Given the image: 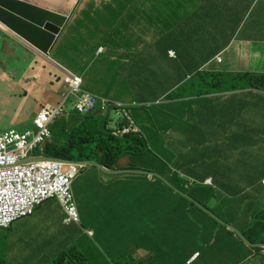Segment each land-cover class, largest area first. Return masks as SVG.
<instances>
[{
  "label": "crops",
  "instance_id": "1",
  "mask_svg": "<svg viewBox=\"0 0 264 264\" xmlns=\"http://www.w3.org/2000/svg\"><path fill=\"white\" fill-rule=\"evenodd\" d=\"M86 1H84V4ZM107 1L105 3L104 0L97 1L96 7H101ZM128 2L133 3L131 11L124 9L123 12L128 24L122 25L121 32L117 34L118 38L107 40V45H101L100 41L104 40L103 35L108 34L112 30L113 25H79L76 27L73 35L75 44L79 46V51L75 53L76 59L79 61L86 59L84 54L96 44V57L106 56L110 62L120 60L122 65L125 66L129 60L130 48H128L127 44H130V38H135L133 47L136 50L134 49V51H139L145 45L147 34L150 35L147 31L148 25H145V23L157 26L166 22L164 25H169L168 22L171 19L173 20V41L179 44L180 51L177 52L174 47H169V49L175 51L176 55L180 54L179 60L206 62L210 60L213 54L221 52L225 60L229 61L233 55L231 48L234 47L235 49V46H237L241 57L235 55L234 62H258L257 58L260 53L257 47L264 46L263 41H257L259 37L264 39V34H259L258 31H260V28L264 30V26L258 27L254 25L253 28L251 27V31L248 34L253 37L238 38L233 33L229 43L226 35L233 29L232 23H229L227 29L224 26L227 17L230 18L232 16L233 22L235 21V10L238 13L255 14L258 13V6H261L264 10V0H149L148 3H139V0H128ZM202 13L221 19L220 25H199L198 27L196 25L199 21L197 17ZM181 15L186 16L181 17ZM191 27L192 29H190ZM67 28L66 30H68ZM66 30L58 41L60 48L63 47L62 37ZM183 30L190 33L187 34L186 39L182 38ZM197 34L204 36L206 41H200L197 38ZM150 37H152L154 43L159 38L158 36L155 38L152 35ZM226 44L228 45L227 48L223 49ZM55 50L48 57L8 31L6 35H0V87L1 85H6L7 93L19 90L22 97L18 108L14 110L13 116L11 115L10 117L9 125L22 127L26 121H30L32 117H35L42 107L52 105L50 100L53 94L59 92L62 87L64 90L61 70L62 67L66 68L65 66L67 65L62 64L64 60L59 59L56 61L52 57ZM69 54H71V51ZM153 58L156 59V56L154 55ZM174 60L173 71L175 73L173 74V71L166 72V75L171 78L182 76L179 66L175 67ZM6 62L8 66H6ZM209 62L212 63L213 58ZM15 63H22V68L16 69L14 67ZM48 63L52 65H47ZM132 64L131 71H127L128 67L126 71H118L114 76L111 74L109 67L101 66L96 68L91 73L93 85L85 83L84 79L85 89L88 90L87 87H90L88 91L123 104L146 102L145 99H138L136 90L125 93L120 92L116 88L123 73L133 77L135 84L140 83V80H138L139 75L144 73L143 69H141L140 55ZM86 70L81 72V75L86 77ZM159 75H161L160 72ZM29 77L30 79H28ZM105 83L107 88H105ZM112 85H114V89H112ZM37 92L39 95L36 94ZM129 93L134 94L131 95ZM35 97H39V99H35ZM9 103L5 99V107L10 105ZM211 108L217 110L216 115L213 116L217 120L216 124L220 126L217 130V140L225 143L222 144V156L237 159L241 150L240 147H234L233 150H230L228 143L241 140V135L238 132L240 126H255L261 123L256 119L243 121L240 118L232 117L229 105L224 102H219ZM3 112H6V110ZM3 112L1 113L3 114ZM173 120H177L181 127H183L184 123V126L193 124L184 115H178L173 118V111L170 112V142L173 143V140L194 141L188 132L185 133L184 128L173 134ZM170 157H173L171 152ZM231 163H235V161ZM236 166L238 167V162H236ZM201 173H204V171H201ZM239 175L236 172L232 173V181L230 183L222 182L224 188L236 189V185L241 184L240 179L236 181ZM101 178L102 180L98 183V189L102 190V192L97 193L96 197L101 198L105 202L107 225L94 229L97 235L102 233L100 235L102 237H111L114 233H118L119 236L130 238L141 234L143 237L156 238V223H160V228H163L166 220H173V226H176L174 223L185 219L182 215H177V211H173V198L169 200L146 198L145 188L140 186L141 179L135 177V175L118 177L107 181H104L103 177ZM258 182V180L257 182L255 180L252 185H244L241 189L246 191L244 194L254 196L257 200H263L264 188ZM256 201H253V206L256 205ZM175 202L183 205L182 201L179 202L177 199H175ZM158 205L159 211L157 212ZM53 209H55V214L51 213ZM37 210L40 211L38 213L36 211L31 217L16 221L9 229H0V264H47L49 262L48 255L53 249L58 247L57 225L60 224L63 227L68 225L63 222L64 214L56 200L54 202L50 200V203L42 205ZM53 228H55L56 239L54 246L52 243ZM231 254L235 260L240 259L238 251L236 253L231 252ZM218 256L227 258V254L223 250H218L216 258ZM256 260L261 262L260 257L254 259V261ZM181 261L178 263L174 262L179 264Z\"/></svg>",
  "mask_w": 264,
  "mask_h": 264
},
{
  "label": "trees",
  "instance_id": "2",
  "mask_svg": "<svg viewBox=\"0 0 264 264\" xmlns=\"http://www.w3.org/2000/svg\"><path fill=\"white\" fill-rule=\"evenodd\" d=\"M132 7V2L122 5L123 10L125 9L126 11H131ZM108 8L109 6L104 7L107 11ZM123 10L116 11L115 13L111 10L109 16L106 18V22H116V19H113L114 16L123 18ZM245 15L244 12L238 13L235 10L236 19L234 22L232 16L230 18L227 17L224 27L227 29L229 23H232L233 27L230 30L231 32L226 35L228 41L231 39L229 36L234 31L241 33L239 35H248V22H253L254 24L252 25H261L259 22H261L262 15L249 20L248 17L245 18ZM197 19L199 20L196 24L198 27L199 25H220L221 23V19L205 13L200 14ZM83 20H86V17H76L70 26L76 28L83 23ZM101 20L92 19L94 25H102L103 22ZM165 23L163 22V25ZM109 34L110 32L107 35ZM187 34L190 33L183 30L182 38L186 39ZM239 35H237L239 38H243ZM74 41L73 39L71 54H67L62 64L82 72L83 70L81 69L85 66L76 68L70 64L69 58H73L80 63H87L89 58L85 55L86 53L84 54L86 59H83V61L75 58V53L79 51V46L74 44ZM168 49L169 46L164 48L162 52L163 58L166 57ZM178 64L186 73L189 72L188 74L192 75L186 81V77L174 79L173 86H171V88L173 87V91L166 96L167 100L210 95L212 97L204 98L203 101H217L220 99V95L240 89L243 92L254 89L261 93L254 94L256 95V101H258L256 103L248 101V94H253L250 92L239 95L238 98H226L224 101V103L229 105L230 111L238 115L240 114V107L239 109L237 108L238 103H240L239 98L243 99L241 113L246 112L243 120L255 118L261 122V124L255 126L248 125L249 129L242 133L241 140L235 141L238 146H241L242 150L244 146L250 145L252 151H256L255 155L248 158L243 157L241 160L238 159L239 162L236 159V162H238L237 167L236 162L230 163L227 157L222 156L223 143L201 140V142L193 144L179 143L178 146L173 144V153L179 156L171 158L166 153H161L156 145L146 142L142 136L127 134L119 137L113 135L112 130L108 127L106 115H103L99 111L86 116L71 112L54 120L50 125V140L44 144L43 151H38L39 154H43L44 156L67 161H95L108 169L117 167L116 164L128 153L138 154L148 151V154L155 158V160L158 159L156 162L162 163L161 168L165 171L167 177L160 172L157 173L167 179L172 186L169 187L154 177L150 181L141 179L140 186L145 188L148 199H172L174 187L181 193H187L191 199L198 203L211 201V197H215V195L223 200L221 205L216 208L212 205L213 203L211 205L207 203L203 205L214 214L215 217H213L205 213L192 201L183 197V200H181L183 205L180 204L176 213L177 215H182L185 219L174 223L176 226H173V220H166L164 222L165 226L158 231L156 238L141 237L130 239L129 250H132L133 253L138 249L144 250L147 254L143 257L145 259L138 258L137 261L136 258L132 257L127 261L120 256L116 264H176L173 259L182 260L180 263L182 264L195 251H199V257L196 262L191 264H217L219 256L216 258V254L218 250L226 252V260L229 259L231 252L236 253L238 251L240 258L247 259L251 254H255L259 250L258 247H252L244 243L238 235L222 224L221 221L238 229L248 243H264V209L262 208V204L258 201L253 206V201L257 199L254 196L244 194L246 191L241 189L244 185L250 186L255 180L257 182V180H260L259 178H264V73L203 72L199 71V63L182 61ZM86 69L87 67L84 68V70ZM177 103H179L178 100H173V106ZM182 106L185 107L187 105L183 104ZM166 108L169 109V106H166ZM136 109L138 108H134L133 114ZM197 114L200 113L197 112ZM134 119L141 127L149 124L147 117L141 118L134 114ZM157 121L160 123V120ZM147 145H150V149L147 148ZM201 146V151L193 150ZM185 149H188V153H197L199 156L186 157L185 155L188 153L183 154V150ZM202 151L204 152L203 155H201ZM223 163H226V166ZM169 167H174L187 178L191 177L199 182L211 176L214 189L194 184L191 186V190L185 191L184 184L187 183V179L184 178L179 181L173 178V172ZM201 171H204V173H201ZM235 172L240 174L236 181L240 179L241 184H237L234 190L225 189L222 182L228 175H232ZM229 180L230 182L232 181V179ZM199 196H202L201 202L197 200ZM242 204L243 206H241ZM51 213L55 214V211L51 210ZM74 228L79 229L77 227ZM95 236H97V233ZM183 249H186V254L182 252ZM69 255L71 256L70 259ZM215 258L216 260L214 261ZM85 261L86 259L83 255L68 249L61 251L51 261V264H85ZM229 264H233V262Z\"/></svg>",
  "mask_w": 264,
  "mask_h": 264
},
{
  "label": "rangeland",
  "instance_id": "3",
  "mask_svg": "<svg viewBox=\"0 0 264 264\" xmlns=\"http://www.w3.org/2000/svg\"><path fill=\"white\" fill-rule=\"evenodd\" d=\"M29 3L32 2L34 4L40 5V6H47L49 2L47 0H28ZM85 1V0H84ZM84 1L82 2V7L80 6L79 12L76 13V17H86V20H83V23L81 25H94L92 19L95 18L97 20H101L103 22L102 25H113L112 30H110V34H104L103 35V41H100L102 43L101 45H107L106 42L109 39H115L118 38L117 35L113 36V34H118L121 32L122 25H127L128 21L124 18H118V16H114L113 19H116V22H106V18L109 16V12L113 10L112 12L115 13L116 11L123 10L122 5H125L128 3V0H108L106 4L102 5L101 7H96V2L99 0H87L84 4ZM139 3H148L149 0H139ZM106 0H104V3ZM84 5V7H83ZM109 5L108 11L104 9L105 6ZM50 9V8H49ZM93 9V11H92ZM115 10V11H114ZM82 12V13H81ZM97 12V13H94ZM124 12V10H123ZM127 13V12H125ZM161 16V15H160ZM186 15H181V17H185ZM118 19V20H117ZM123 20V21H122ZM122 21V23H121ZM145 23V22H144ZM262 23L259 22V24ZM169 25H149L145 23L147 26V31L150 35L157 38L155 43L152 40V37L147 34V40L145 42L144 47L141 50L134 51L133 43L135 41L134 37L130 38V44H127L128 48H130L129 53V60L127 61L128 64L125 66L122 65V61L117 60L114 62H110L108 60V57L102 56V57H96L95 56V46L90 50L86 52V56L89 58L87 63H80L77 60L73 58H69L70 64L76 68H80V66L87 67L86 70V77L85 75H82L83 79H85V83L87 82L90 85H93V81L91 79V73L98 67L105 66L109 67L111 74L114 76L116 72L118 71H131L132 63L135 59L138 58V55H140V64L141 69H143L144 73L139 75L140 77L138 80H140L139 84H135V80L131 76H127L125 73H123L122 78L120 79L119 85L116 86V88L120 92H132L136 90V95L138 96V99H145L146 101L151 102V104L146 105L144 104V107H140L136 109L134 114L139 117H147L149 120V127L151 130V138L152 141H149V144H154L157 147H168V138H169V121L165 118L162 120L161 123H159L156 119L157 116H160L164 111V101L162 99L164 98L165 93L173 86V78L166 75V72H172L173 71V64H171L168 60L163 58L162 52L164 48L166 47H174L175 50L178 52L180 51V46L177 42L173 41V20H169ZM179 24V23H177ZM264 25H260L262 27ZM76 31V28L74 26H70L64 36L62 37L63 40V47L60 48L59 44L55 50V53L52 55V57L57 61L59 59L65 60L67 57V54L72 49L73 46V35ZM93 32V31H92ZM91 32V33H92ZM97 32V31H95ZM260 34H264V30L260 28ZM155 35V36H154ZM240 37H249L252 35H239ZM253 37V36H252ZM197 38L205 42V37L197 34ZM75 44V41H74ZM167 45V46H162ZM34 48V47H32ZM259 50V57L257 58L258 61H253L250 63H244V62H234V57L237 55L238 57H241V55L238 52V47L235 46L231 48L233 51V55L230 57V60L226 63L228 65V70H240L244 67V64L247 67L253 68L258 67L259 69H264V61L263 56L261 54L263 53V47H257ZM136 50V49H135ZM156 56V59L153 58V56ZM1 59V58H0ZM6 66H8V63H5ZM85 64V65H84ZM22 63H15L14 67L16 69L22 68ZM47 65H52L48 63ZM70 70L73 72L81 75V71H78L75 68H72L70 66H67ZM81 69V70H84ZM251 72H255L254 69H250ZM159 72L161 75H159ZM264 72V71H262ZM155 73V74H154ZM175 72L173 71V74ZM30 79V77L28 78ZM88 90H90V87H87ZM105 88H107L105 83ZM112 89H114V85H112ZM13 93H7V86L1 85L0 87V133L16 128V130L23 131L27 128H35L33 127L32 120L34 117L30 119V121H26L24 125L21 126H11L9 125V120L11 115L13 116L14 110L18 108L19 101L22 99L20 96L19 90L12 91ZM62 92L66 93L67 91L63 90V87L57 92L56 94L52 95V99L50 100L51 104L53 106H57L59 103L64 101V97L61 96ZM91 92V91H89ZM94 93V92H92ZM37 95L38 92L36 93ZM96 94V93H94ZM133 95L132 93H129ZM5 99L9 101L10 105L5 107L4 101ZM35 99H39V97H35ZM68 103V102H67ZM6 110V112H3ZM3 112V114L1 113ZM111 128H114L116 126L115 122L110 124ZM145 127V126H144ZM220 144V143H219ZM256 154V151H252V147L249 145L244 146L241 156L238 158L241 160L243 157H252ZM237 161L239 162V160ZM119 165H125L130 168H134L136 170H151L155 172L162 173L165 177L167 175L165 174V171L161 168L162 163L156 162L155 158H153L150 154L146 153H138V154H131L128 153L126 156H124L120 162ZM165 165V164H164ZM224 166H226V163H223ZM241 166V164H239ZM182 172L175 169L173 167V178L178 179L179 181L183 180L184 178L187 179V183L184 184V188H186L185 191L191 190L192 187L190 186V179L187 178L185 175L181 174ZM103 175V176H102ZM131 174H122V175H109L104 172H102L98 168L93 167H84L80 169V174L78 175L76 180L72 181L71 186V192L74 197L75 203L78 205V210L80 213V216L84 218L86 224L88 227H105L107 225L106 223V217H105V211L106 206L104 200H102L99 197H96L97 193L102 192V190L98 189V183L102 180L101 177H103L104 181H107L109 179H114L118 177H129ZM135 175V177L144 179L147 181H150V177L143 176V175ZM232 179V175H228V177L223 181V183H230L229 179ZM180 187L181 184H179ZM188 188V189H187ZM173 211H178L180 204L175 202V199L178 201L183 200L184 198H188V194L186 193H180L176 188L173 187ZM147 198V194H146ZM175 198V199H174ZM191 200L190 198H188ZM219 197L215 195V197H211V201L208 202H202L199 203L201 205H211L214 204V207L216 208L219 205ZM198 201H202V196H199L197 198ZM55 199L51 200V202H54ZM197 202V201H195ZM50 203L46 202L43 204L46 205ZM198 203V202H197ZM201 209L207 213L208 211L203 208V206H200ZM40 210H38L39 212ZM55 211V209H53ZM58 211V210H57ZM159 211V205L157 208V212ZM210 216V215H209ZM160 224L156 223V231L159 230ZM57 231H58V249L59 253L64 250L70 248L74 252H77L84 256L86 259L85 264H116L118 258L121 256L124 260H130L132 257L135 258V254L132 250H129V241L130 239L127 237L119 236L118 233H114L111 237H100V233H98L97 236H89L86 233L79 232L77 229L74 228L73 225L69 227H63L60 224L57 225ZM55 228H53V234H52V243L53 246L55 245L56 239H55ZM102 234V233H101ZM144 251V250H143ZM260 253H258L257 257ZM56 258V256L54 257ZM53 258V259H54ZM71 256L69 255V259ZM52 259V260H53ZM75 259V258H74ZM78 261L77 259H75ZM51 264V263H50ZM255 264H264V258H262L261 262L256 260Z\"/></svg>",
  "mask_w": 264,
  "mask_h": 264
},
{
  "label": "clouds",
  "instance_id": "4",
  "mask_svg": "<svg viewBox=\"0 0 264 264\" xmlns=\"http://www.w3.org/2000/svg\"><path fill=\"white\" fill-rule=\"evenodd\" d=\"M107 6H109V5H107ZM78 12H79V9H78L77 13ZM257 12H258L257 14H255V13H245L246 14L245 18L248 17V20H249L251 18L252 19L257 18L258 15H262V17H261V21H262L261 25H264V10L261 8V6H258ZM75 16H76V13H75ZM75 16L71 20V22L68 24V26H67L68 28L70 27V24L74 21ZM247 24H248L247 25V32L249 33L251 31V27L253 28L254 25H252V24H254V23L253 22H248ZM257 26L260 27V25H257ZM229 32H231V31H229ZM258 33L260 34V31H258ZM239 34H241V33H239L238 31H234V36H237ZM232 35L229 36V37L232 38ZM229 41H228V43H229ZM257 41H263L264 42V39H260V37H259V39ZM58 44H56V45H58ZM227 44H226L225 47H223V49L227 48V46H228ZM261 47H263V49H264V46H261ZM54 49H56V48H54ZM52 52H51V54H52ZM170 52H172L173 54L170 55ZM263 53H264V51H263ZM42 54H44V53H42ZM51 54L50 55H46V56L50 57ZM178 55H176V52L173 51L172 49H168L165 59L168 60L171 64H173V59H175L174 60L175 67H178L179 66V64H178L179 62H182V61L186 62L184 60H179L180 59V54L178 53ZM261 55L264 57V54H261ZM212 58H213V62L211 63L209 61ZM210 60L206 61V62H194V63H199V71H203V72H224L225 71V72H229V73H243V72H251L250 69H254L255 72H251V73H264V72H262V71H264V69H259L258 67L250 68V67H247L245 64H244V67L242 69H240V70H237V71H234L233 69L232 70H228L227 69L228 65L226 63V60H225L224 56L221 55V52L220 53L217 52V53L213 54L210 57ZM262 61H264V58H263ZM258 62H261V61H258ZM65 67L68 68L67 66H65ZM66 68L62 67V70H61L62 71V76H61L62 84L64 86V90L67 91L66 93L63 92L61 94V96L64 97V101L59 103L57 106L46 105V106L42 107L38 111V113L35 115L33 120H32L33 127H34V120L37 118V116L44 109H46L48 107L55 108V107H58L59 105H61L62 103H64L68 107V109H65L64 112L61 115L57 116L56 118H54L49 123V125H48L49 136L46 138L45 142L41 146L36 148L33 151V153L27 159H25L23 162L51 161V162H57V163L61 164L64 168H68L69 166H77L78 173L72 179V181H73V180L77 179L78 175L80 174V169L81 168H84V167H95V168H98V169H100V168L97 167V166H94V165H80V164L75 163V162H80V161H68V163H64V162H60V161H57V160H34L35 158H38V157L50 158V157L44 156L43 154H39L38 151H43L44 144L48 140H50V138H51L50 125L54 122V120L58 119L61 116L67 115L68 113H71V112H76L77 114H79L81 116H86V115H89L91 113L99 111L103 115H106V117L108 119V127L112 130L113 135L120 137V136H124V135H127V134H134V135L142 136L145 139V141L149 143V141H152V138H151L152 135H151V130H150L149 124H146L145 127L144 126L141 127L138 124V122L134 119L133 111H134V108L144 107V104L149 105V104H151V102L146 101V102H139V103L138 102H133L131 104H125V103L123 104V103H120V102L112 101V100L107 99L105 97H101V96H99L97 94H94L92 92H89L88 90L85 89V87H84V79L82 78V75H79V74L73 72L72 70H70L69 68H68L69 70L66 69ZM179 71H181L180 73L182 74V76H179V77H186L185 81L188 80L189 77H191V75H192V74H188L189 72L186 73L184 71V69H181L180 67H179ZM82 72H84V70ZM69 76H75V77H78L79 79H81L80 91H79L78 94L71 93V88H70L69 84L65 82V78L69 77ZM176 78H178V77H174V79H176ZM174 79H173V81H174ZM172 91H173V87L170 88L165 93L164 98L162 99V101H164L163 105H164L165 111L160 116H157L156 119L160 120V123L162 122V120L164 118L169 121V114L172 111H173V118L175 116H178V115L186 116L188 118V121H192L193 124L184 126V124H185L184 123L183 127H181V125L179 123H177V120H173V125H174L173 134L177 133L178 131H181L182 128H184L185 129V133L188 132L190 134V137L194 141H188V140L187 141L186 140L174 141L173 140V143H172V142H170V138H168V143H169L168 147H161V148L157 147V148L161 151V153H166V155H168L169 157H170V152L173 154V157H176V156L178 157L179 156V155L173 153V144L178 146L179 143H192L193 144V143L201 142V140H206L208 142L209 141H218L217 140V138H218L217 130L220 128V126L216 124L217 120L213 117V116L216 115L215 113L217 112V110L210 108V106H216L219 102H224L226 100V98L227 99L238 98L239 95L246 94L247 92L253 93V94H250V95L248 94V96H249L248 101H250L251 103H256L258 101H256V99H255L256 95H254V94H261V93L257 92V90H254V89H251V90L246 91V92H243V90L240 89V90H237V91L226 92V93L220 95V99L217 100V101L204 102L203 101L204 98L212 97L210 95H202V96H197V97H184V98L167 100L166 96L168 94H170ZM85 93L91 94L92 96H94L96 98V104L94 105V107L91 108L90 110H88L87 112H80L78 109L72 108L73 105L77 103L78 98L81 97ZM173 100H178L179 103H177L176 105L173 106ZM239 100H240V103H238L237 108L239 109V107H240V110H239L240 114L237 115L236 113H233L232 111H230L231 112L230 114L234 118H240L241 119V117H242V120H243V118L246 116V112L241 113V104L243 102V99L239 98ZM183 104H186L187 106L183 107L182 106ZM166 106H169V109H167ZM197 112H199L200 114H197ZM253 119H255V118H253ZM249 120L248 119H244L243 121H249ZM113 122H115L116 126L114 128H111L110 124L113 123ZM259 123H261V122H259ZM120 124H121V126H120ZM12 129L16 130V128H12ZM29 129L33 130V128H27V129H25L23 131H19V130H17V131L18 132H24V131L29 130ZM248 129H249L248 125H242V126L239 127L238 132L240 133V135H242V133L245 132V131H248ZM167 130L169 131V134H170V130H171L170 124H169V129H167ZM2 133H0V134H2ZM145 135H147V137H145ZM220 143H223V142H220ZM223 144H225V143H223ZM228 145L230 146V150H233L234 147H238V144H236V142H230V143H228ZM147 146H148L147 148L150 149V145H147ZM239 147L242 150L241 146H239ZM193 150L201 151L202 150V146L199 147V148L193 149ZM241 150L239 152V156H240ZM142 153L148 154V151L147 152H142ZM187 153H188V149L183 150V154H187ZM203 153L204 152L202 151L201 155H203ZM193 155L194 156H199L197 153H188L185 156L189 157V156H193ZM173 157H171V158H173ZM227 158L229 159L228 162H230V163L233 162V161L236 162V159H232V158H229V157H227ZM52 159H58V158H52ZM59 160H63V159H59ZM64 161H67V160H64ZM156 161H158V159ZM89 162H95V161H89ZM119 162L116 164L117 167H115L114 169H108V168L104 167L103 165H101L100 163H98V162L97 163L100 164L102 167H104L108 171L136 170L134 168L125 167V165H119ZM169 169H171L172 172H173V168L172 167L171 168L169 167ZM101 171L104 172V173L115 174V175H119V174L120 175H122V174H131V175L132 174H137V175L148 176V177H150V179L153 178V176H149V175H146V174H140V173H118V174H116V173L105 172L103 170H101ZM138 171L153 172V173H156V174L160 175L159 173H157L155 171H151V170H138ZM161 177L164 180H166L167 182L165 183L164 181H162L159 178H157V179L162 181L165 185H167L169 187H172L167 179H165L163 176H161ZM154 178H156V177H154ZM188 178L190 179V186L189 187H191L194 184H196V185H200L202 187H209V188H213L214 189V185L212 183V177L211 176H208L207 178H205L201 182H199V181H197V180H195L194 178H191V177H188ZM259 179L260 180H259L258 183L264 188V178H259ZM72 181H71V184H70V191H71ZM71 194H72V192H71ZM188 198H190V197L188 196ZM53 199H55L58 202V204L60 205V207H61V209L63 211V214H64L63 222H64L65 225H68L67 227L73 225L74 227L79 228L78 229L79 232H81V230H82L84 233H86L89 236H94V233L96 234V230L94 231V229H97L98 227L97 228H93V227H89L88 228L85 220H83V217L80 216V213H79V210H78V205L74 201L73 194H72V204L74 205L76 213H77V221H75L72 218H70L69 214L67 213V211L65 210L64 206L62 205L60 199L57 196H52V197H49V198L45 199L41 204H39L35 208L34 212L31 215H26V216H22V217L16 218L15 220L11 221L7 226H0V229H9L16 221H18L20 219H23V218H28V217L33 216L36 213V211L38 213L37 209H39V207H41L44 203H46V202H48L50 200H53ZM190 201H192L200 209H201L200 206H203V205L195 202L193 199H191ZM222 201H223L222 199H219V205H221ZM258 201L262 204V208L264 209V199L263 200L262 199L257 200L256 204L258 203ZM212 205H214V204H212ZM203 208L208 211L210 216L213 215V217H215L214 214L211 213V211L206 209L204 206H203ZM221 223L225 225V223H223L222 221H221ZM226 225H229V224H226ZM230 226H232V225H230ZM160 229L161 228H159V230ZM158 231H156V236H157ZM100 235H101V233H100ZM100 237H102V236H100ZM141 237H143V236L140 234V236L130 237L129 239H137V238H141ZM244 243H247L250 246L252 245V244L248 243L247 241L244 242ZM253 245H260V246H252V247H256V248L258 247L259 250L256 251L255 254H251V256L249 258L247 257V259L240 258L239 260H235L234 256L232 254H230L229 259H227V260H226V258L219 257V260H218L217 264H229L230 262H233V264H255L254 259L256 258L258 253H260L258 257H260L261 260H262V258H264V243L253 244ZM132 247L134 248V246H132ZM68 249H70V248H68ZM68 249H64L62 251H66ZM182 252L184 254H186V249H183ZM58 254H59V249L57 247V248L53 249L51 251V253L48 255L49 262L47 264H50L52 259L55 256H57ZM134 254H135L136 260L138 258H143V257H145L147 255L146 252L141 250V249L136 250ZM198 257H199V251H195L182 264L194 263V262H196L198 260ZM143 259H145V258H143ZM174 261L176 263L179 262L178 259H176Z\"/></svg>",
  "mask_w": 264,
  "mask_h": 264
},
{
  "label": "built area",
  "instance_id": "5",
  "mask_svg": "<svg viewBox=\"0 0 264 264\" xmlns=\"http://www.w3.org/2000/svg\"><path fill=\"white\" fill-rule=\"evenodd\" d=\"M65 82L71 93H79L81 79L69 76ZM95 104L96 98L85 93L72 108L87 112ZM65 109L68 107L64 103L44 109L34 120L35 130L18 132L10 129L0 134V226L31 215L39 204L52 196H57L70 218L77 221L70 191L71 181L78 173L77 166L64 168L51 161L23 162L45 142L49 136V123Z\"/></svg>",
  "mask_w": 264,
  "mask_h": 264
},
{
  "label": "water",
  "instance_id": "6",
  "mask_svg": "<svg viewBox=\"0 0 264 264\" xmlns=\"http://www.w3.org/2000/svg\"><path fill=\"white\" fill-rule=\"evenodd\" d=\"M47 1L49 4L43 7L32 2L29 3L28 0H0V35L4 36L8 31L38 51L45 55H50L66 27L82 5L83 0ZM34 160H57L68 163V161L46 157H38ZM75 163L80 165H94L109 173L146 174L159 178L165 183L167 182L160 175L153 172L138 170L108 171L97 162L80 161ZM226 227L246 242L236 228L230 225H226ZM251 246L260 245L252 244Z\"/></svg>",
  "mask_w": 264,
  "mask_h": 264
}]
</instances>
